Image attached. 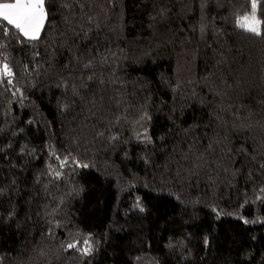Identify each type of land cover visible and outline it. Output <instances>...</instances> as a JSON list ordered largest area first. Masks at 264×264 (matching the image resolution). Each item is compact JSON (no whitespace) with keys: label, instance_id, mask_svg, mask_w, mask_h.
I'll use <instances>...</instances> for the list:
<instances>
[{"label":"trees","instance_id":"trees-1","mask_svg":"<svg viewBox=\"0 0 264 264\" xmlns=\"http://www.w3.org/2000/svg\"><path fill=\"white\" fill-rule=\"evenodd\" d=\"M251 3L45 0L36 40L0 22V264H264Z\"/></svg>","mask_w":264,"mask_h":264},{"label":"snow or ice","instance_id":"snow-or-ice-1","mask_svg":"<svg viewBox=\"0 0 264 264\" xmlns=\"http://www.w3.org/2000/svg\"><path fill=\"white\" fill-rule=\"evenodd\" d=\"M252 11L249 15L238 17L236 26L243 31L261 35V20L257 18V3L252 0ZM46 19L45 0H14V2H0V22H6L3 26L5 35L10 33L7 27L10 25L16 30V34L23 36L28 40H36L39 37L40 31ZM13 75L7 63H4L0 69V82L4 77H11ZM12 83L11 79L7 81ZM68 163L67 160L61 161L60 166L64 167ZM87 167V165H83ZM57 175H59L57 173ZM85 248L83 254L87 255L90 251L89 242L84 241ZM76 245L70 244L68 247L72 248Z\"/></svg>","mask_w":264,"mask_h":264}]
</instances>
